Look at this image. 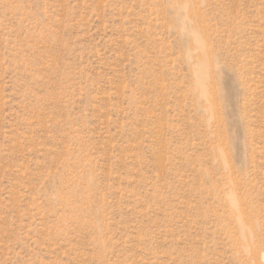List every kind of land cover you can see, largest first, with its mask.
<instances>
[{
  "label": "rangeland",
  "instance_id": "374dc122",
  "mask_svg": "<svg viewBox=\"0 0 264 264\" xmlns=\"http://www.w3.org/2000/svg\"><path fill=\"white\" fill-rule=\"evenodd\" d=\"M0 264H264V0H0Z\"/></svg>",
  "mask_w": 264,
  "mask_h": 264
}]
</instances>
